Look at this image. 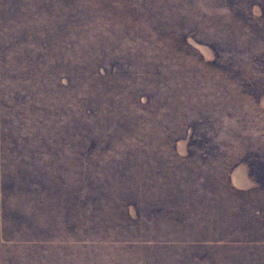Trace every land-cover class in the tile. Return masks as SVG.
Masks as SVG:
<instances>
[{"label": "rangeland", "instance_id": "rangeland-1", "mask_svg": "<svg viewBox=\"0 0 264 264\" xmlns=\"http://www.w3.org/2000/svg\"><path fill=\"white\" fill-rule=\"evenodd\" d=\"M0 264H264V0H0Z\"/></svg>", "mask_w": 264, "mask_h": 264}]
</instances>
